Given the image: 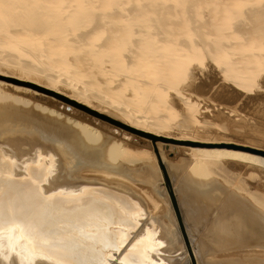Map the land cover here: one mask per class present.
Instances as JSON below:
<instances>
[{
    "label": "rangeland",
    "instance_id": "374dc122",
    "mask_svg": "<svg viewBox=\"0 0 264 264\" xmlns=\"http://www.w3.org/2000/svg\"><path fill=\"white\" fill-rule=\"evenodd\" d=\"M255 1L258 0L239 3L249 5L250 9L243 6V11L239 6L240 10L233 14V19L238 17L242 22L237 24L231 20L234 21L232 27L264 40V6ZM188 3L194 4L195 0ZM201 4L200 8L196 7L197 3L195 8L191 5L192 11L199 14L192 20L193 26H198V37L212 28L207 23L211 12L209 6L205 1ZM198 40L204 41L205 37ZM206 54L203 58L204 77L208 78L209 72H215V66L212 67L211 61L208 62L210 59H207L213 56ZM263 63L264 60L261 67L258 66L261 75L258 79L262 77L261 80L264 79ZM198 68L190 67L188 71L196 73ZM213 76L206 78L205 83L208 80V89L212 85V94L214 91L217 93L210 96L211 91L205 88L207 83L198 92L205 97L214 98L216 95L217 99L221 91H230ZM1 79L25 90L17 89L11 83L3 86L6 89L0 86V91L6 90L0 92V264L7 263L13 255L20 257L17 258L19 264L26 263L27 259L30 264H193L185 238L195 264H264V242L259 246L254 236V233H260L258 228L264 234L256 221L257 216L264 218V166L224 159L225 165L213 164L204 170L188 158V146L199 144L178 142L165 136L155 139L160 142L161 150L166 152L161 157L152 142L155 140L146 134L139 135L143 136L141 138L115 124L112 119L107 117L106 120L102 114H97L101 118L85 114L48 93L44 94L46 92H39L38 86L27 81L6 76H0ZM261 83V87L253 88L255 92L237 91L240 97L244 93L241 100L222 99L220 96L218 101L221 99L223 102L214 98V103H206L209 115L236 132L235 136L225 138L226 145L216 147L239 150L248 157L264 159V83ZM209 105L218 108H209ZM98 108L93 110L98 112ZM211 108L222 110L221 114ZM252 133L254 136H250ZM122 141L128 142L135 149L133 152L143 147L151 150L155 163L131 162L135 160V153H131L134 159L128 153V156L125 152L124 155L118 153V145ZM139 151L136 155L140 154ZM25 164L28 165L25 166L28 168L26 171L23 170ZM208 168L218 169L219 173ZM162 169L169 180L173 200ZM30 177L35 183L29 181ZM52 182L58 187L52 189L53 192L41 188ZM47 194H55L61 199L49 198ZM65 195L72 200H62ZM152 197L156 198L157 204ZM93 206L98 209H91ZM96 230L110 234L108 241L100 240L98 243L94 234L90 239L93 246L86 253L71 252L68 240L79 243L82 234L87 238ZM11 233L12 237L9 236ZM16 233H21V239L28 240H17ZM10 240L16 242V255L8 246Z\"/></svg>",
    "mask_w": 264,
    "mask_h": 264
},
{
    "label": "bare ground",
    "instance_id": "6f19581e",
    "mask_svg": "<svg viewBox=\"0 0 264 264\" xmlns=\"http://www.w3.org/2000/svg\"><path fill=\"white\" fill-rule=\"evenodd\" d=\"M188 1L192 0H0V76L32 83L40 88L39 92H46L44 94L48 93L50 97L71 105L85 114L98 118L101 116L97 114H102L105 119L107 117L112 119L115 124L136 136L146 134L153 140L165 136L177 139L178 142L188 141L199 144L188 146L190 155L188 158L204 170L210 165L223 163L224 159H237L263 167L264 159L248 157L243 151L216 147L226 145L225 138L228 135L235 136L236 132L228 129V126H222L216 121V117L209 115L210 110L206 103H214L216 95L214 98L210 96L217 91L213 90L212 94L213 88L211 85L210 89H212H208V80L206 82L208 85L205 87L207 77H204L203 58L206 53L208 56H213L207 58L210 59L209 61L205 59L209 63L211 61L212 67L215 66V72H209L207 79L215 75L217 82L221 81L229 87L230 92L223 90L219 93L222 99L224 97L241 100L244 93L241 92L243 94L241 98L237 91L252 93L255 86L259 87L261 81L264 83L262 77L258 79L260 75L258 66L264 60V40L254 37L255 35L242 33L240 29L236 30L238 27H232L234 21L237 24L242 22L241 18L233 19V14L237 12L239 6L242 8L244 6L239 4L242 0H200L205 1L209 6L210 23L209 21L207 23L212 30L209 29L211 32L208 33L207 30L204 31L206 33L203 32L204 41L198 40L203 36H197L198 26L194 27L192 20L199 14L192 11L191 5L197 3L196 7L200 8L202 4L199 0H195L194 4ZM255 2H260L259 4L264 6V0ZM246 7L249 8V5L244 6ZM205 46H209L208 50ZM190 67L194 70L199 67V70L196 69V73H193L188 71ZM2 80H0L2 87L11 83ZM13 84L11 83L12 86ZM16 85L14 84L17 89H24ZM201 87L210 90L212 95L206 97L201 95L200 91L198 92ZM218 98H215L216 101ZM210 106L214 107L209 105V108ZM95 107H100L98 112L93 110ZM217 111L215 113L221 114L222 110ZM252 135L254 136L253 133L250 136ZM143 136L139 137L143 138ZM158 140L152 142L159 150L160 156L164 157L166 152L161 150ZM118 146L120 147L118 151L122 152L117 150L116 152L122 154L125 152L130 156L135 153L139 158L135 157V160H130L131 162L140 160L142 163H155L149 149L143 147L133 152L135 149H132L126 141H122ZM137 151L140 154L136 155ZM132 156L134 159V155ZM26 165H23L24 171L28 170ZM214 170L213 168L209 171L214 172ZM227 173L226 170V176ZM32 179L30 177L29 181ZM34 181L32 180V183ZM62 187L64 186L61 185V190L65 192L66 189ZM41 188L55 190L58 187L52 182ZM46 196L61 199L55 194ZM154 198L152 197L157 204ZM62 200L67 202L72 199L69 195H65L62 196ZM91 209L98 208L93 206ZM256 218L258 226H262L264 232V218L261 216ZM13 229L15 230V227ZM258 229L260 233L258 235L254 233V236L260 246L263 245L264 234L260 228ZM12 233L9 236L12 237ZM94 234L98 243L100 240L107 242L110 236L97 230L87 235V238L82 234L79 243L74 242L73 239L68 240L69 248H72L71 252L86 253L93 246L90 239ZM15 237L17 240L23 238L21 233H16ZM26 240L28 239L23 241ZM15 243L11 241L8 246L16 255ZM20 245L23 248V244ZM4 248L6 247L2 249ZM65 248L68 253L67 247ZM16 256L13 255L5 264H19L17 258L20 257ZM0 262H2L1 252ZM21 263L30 264L28 259L26 263Z\"/></svg>",
    "mask_w": 264,
    "mask_h": 264
},
{
    "label": "water",
    "instance_id": "95a60500",
    "mask_svg": "<svg viewBox=\"0 0 264 264\" xmlns=\"http://www.w3.org/2000/svg\"><path fill=\"white\" fill-rule=\"evenodd\" d=\"M112 122H114V121H112ZM114 123H115V122H114ZM116 124H117V123H116ZM162 173H163L164 179H166V182H167V188H169L170 196H171V198H172V200H173V192H172V190H171V186H169V180L167 179V175H165V172H163V169H162ZM174 207H175V206H174ZM177 218H178V220H179V216H178V214H177ZM180 227H181V231H182L183 237L185 238V232L183 231V228H182L181 224H180ZM185 240H186L187 249H188L189 255H190V257H191L192 263L195 264V258H194L193 252L191 251V247H190V245H189V243H188V241H187V238H185Z\"/></svg>",
    "mask_w": 264,
    "mask_h": 264
}]
</instances>
